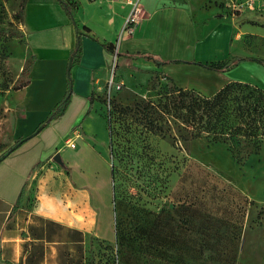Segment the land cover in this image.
Returning <instances> with one entry per match:
<instances>
[{
  "label": "crops",
  "instance_id": "1",
  "mask_svg": "<svg viewBox=\"0 0 264 264\" xmlns=\"http://www.w3.org/2000/svg\"><path fill=\"white\" fill-rule=\"evenodd\" d=\"M73 1L70 16L58 0H27L22 28L33 59L27 85L17 92L24 116L15 131L17 141L25 140L0 162V264H87L92 244L115 242L112 167L103 151L109 135L103 94L113 60L106 46L114 50L134 2L145 16L119 46L116 78L125 87L118 97L157 77L206 98L233 82L264 91L259 63L245 61L226 72L191 64L264 59L258 49L264 32L224 14L217 0ZM80 37L69 105L33 136L69 90ZM144 55L188 63L158 64ZM57 153L64 167L53 161Z\"/></svg>",
  "mask_w": 264,
  "mask_h": 264
},
{
  "label": "rangeland",
  "instance_id": "2",
  "mask_svg": "<svg viewBox=\"0 0 264 264\" xmlns=\"http://www.w3.org/2000/svg\"><path fill=\"white\" fill-rule=\"evenodd\" d=\"M21 1L0 0V157L17 144L15 83L32 65ZM216 5L264 32V0ZM182 90L157 77L119 95L112 126L104 111L116 240L92 244L87 264H264V97L251 84L215 103Z\"/></svg>",
  "mask_w": 264,
  "mask_h": 264
},
{
  "label": "trees",
  "instance_id": "3",
  "mask_svg": "<svg viewBox=\"0 0 264 264\" xmlns=\"http://www.w3.org/2000/svg\"><path fill=\"white\" fill-rule=\"evenodd\" d=\"M59 3L62 5V7L69 13V15L71 16L70 13V9H75V7H77V2H74L73 0H58ZM26 4H27V0H22L21 4H20V9L18 12V16L20 19L24 18V14H25V9H26ZM106 49L114 54V50H112V48L110 46H106ZM81 55H82V42H81V37L78 39L76 48L73 50L72 54H71V62H70V66L68 68V92L65 96V98L54 108V110L50 113V115L48 116L47 120L44 121L37 130H42L44 129L46 126H48L49 124H51L53 121L60 119L68 105H69V101H70V97L73 94V80L71 78L70 75V71L71 68L80 63L81 60ZM143 56V55H142ZM147 58H151L154 59L156 61V63L158 64H165V63H188V62H184V61H178V60H174V61H163L160 60L158 58H156L155 56L152 55H144V57ZM33 59V58H32ZM245 61H252V62H256L259 63L261 65L264 66V59H259V58H236V57H231L227 62H222V63H212V64H202L199 62H191V64L194 65H198L202 68L211 70V71H216V72H226L229 70L234 69L235 67H237L239 64L245 62ZM31 73V66L30 67H26L23 69L20 78L16 81L15 85H16V90L22 89L23 87H25L27 85V79L29 77ZM238 85H243V83H237V82H233V83H229L227 84L219 93H217L214 97H212V100H210L211 98H205L204 102L206 103H215L217 102L218 99H220L221 95L224 94L225 92H227L228 90H230L232 87L234 86H238ZM261 91V97H264V91L260 88H258ZM182 91H191L192 93H194V91L192 90H182ZM121 111H120V107L118 104V98L113 102V108L112 111L110 112V114H107V119L109 121V123L111 124V126L113 125L114 120L116 119V117L118 115H120ZM160 133H163L162 131H160ZM25 138H20L17 143L24 141ZM10 154L8 153V151L3 154L0 157V161H2L3 159L7 158ZM42 165V163L38 164V168ZM112 178H113V172H112ZM25 191V190H24ZM24 192L22 193V196L20 197V200L18 202V205L21 202V199L23 197Z\"/></svg>",
  "mask_w": 264,
  "mask_h": 264
},
{
  "label": "built area",
  "instance_id": "4",
  "mask_svg": "<svg viewBox=\"0 0 264 264\" xmlns=\"http://www.w3.org/2000/svg\"><path fill=\"white\" fill-rule=\"evenodd\" d=\"M238 10L241 12L256 11V6L252 1H244L238 5ZM145 16V10L141 7L139 2L132 4V9L126 18L120 33L118 35L117 44L114 47L113 60L111 64V77L109 82L104 87V104L106 113L109 115L113 108V102L117 99L118 94L124 89L125 84L122 80H117L116 69H117V56L119 52V46L122 40L126 37L134 34L136 26L141 22ZM70 147L75 148L76 144L71 141V138L67 141Z\"/></svg>",
  "mask_w": 264,
  "mask_h": 264
},
{
  "label": "water",
  "instance_id": "5",
  "mask_svg": "<svg viewBox=\"0 0 264 264\" xmlns=\"http://www.w3.org/2000/svg\"><path fill=\"white\" fill-rule=\"evenodd\" d=\"M40 131H41V130H37V131L33 134V136L37 135ZM22 142H23V141H22ZM22 142H19V143L15 144V146H14L13 148H11V149L8 151V153L11 154V153H12L17 147H19V146L22 144ZM3 160H4V159H3ZM53 161H54L55 163H57L58 165L64 167V162L62 161V157H61V154H60V153H57L56 155H54V157H53ZM0 162H1V161H0Z\"/></svg>",
  "mask_w": 264,
  "mask_h": 264
}]
</instances>
